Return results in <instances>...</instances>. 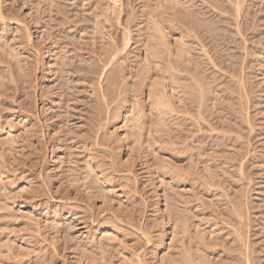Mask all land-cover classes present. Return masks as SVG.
<instances>
[{
	"label": "rangeland",
	"instance_id": "rangeland-1",
	"mask_svg": "<svg viewBox=\"0 0 264 264\" xmlns=\"http://www.w3.org/2000/svg\"><path fill=\"white\" fill-rule=\"evenodd\" d=\"M0 264H264V0H0Z\"/></svg>",
	"mask_w": 264,
	"mask_h": 264
}]
</instances>
